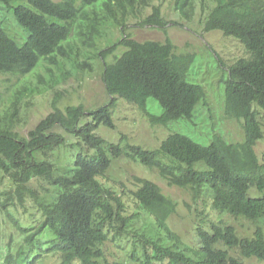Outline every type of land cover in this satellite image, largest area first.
Masks as SVG:
<instances>
[{
    "label": "trees",
    "instance_id": "obj_1",
    "mask_svg": "<svg viewBox=\"0 0 264 264\" xmlns=\"http://www.w3.org/2000/svg\"><path fill=\"white\" fill-rule=\"evenodd\" d=\"M166 2L182 21L192 23L200 15L205 33L220 32L245 47L247 56L229 66L225 90V113L241 123L243 142L215 135L203 145L174 133L155 149L130 143L124 149L98 135L101 126L115 128L118 99L135 104L155 127L193 121L206 100L204 87L188 79L195 54H177L169 37L139 42L130 32L133 26L168 27ZM2 13L28 36L20 45L9 19L0 20V73L26 77L45 64L35 87L43 94L74 73H93L101 62L111 101L95 110L83 103L61 108L68 91L56 89L51 113L24 137L18 131L24 124L22 91L15 95L6 120L0 118V214L18 227L23 243L14 248L12 237L8 243L0 238V264H40L50 255L59 264H103L109 242L129 247L139 264L264 262V154L257 153L264 139V0H0ZM116 31L120 38L100 47ZM151 99L161 115L150 111ZM67 136L76 139L72 145L80 152L73 168L60 173L49 157L68 145ZM122 156L157 172L168 186L189 191L195 202L211 198L221 218L197 229V249L172 230L179 204L158 184L135 177L129 188L107 180L113 160ZM44 183L55 195L39 190ZM29 203L40 216L33 227L23 221ZM143 215L153 221V230L141 227ZM226 217L247 220L253 229L240 233Z\"/></svg>",
    "mask_w": 264,
    "mask_h": 264
},
{
    "label": "rangeland",
    "instance_id": "obj_2",
    "mask_svg": "<svg viewBox=\"0 0 264 264\" xmlns=\"http://www.w3.org/2000/svg\"><path fill=\"white\" fill-rule=\"evenodd\" d=\"M163 12L169 25L166 28L160 27H131L130 32L139 42L158 41L165 42L167 37L171 38L176 46L177 54L192 53L197 56L196 62L190 69L189 81L193 84L202 85L206 91V100L200 103L195 111L193 121L181 120L173 122L167 127L152 126L142 111L132 103L123 99H118L116 108L113 110L115 128L110 129L101 126L97 131L98 135L109 142L121 143L126 149L127 143L141 145L146 149L158 148L162 142L171 134L181 133L196 142L208 145L215 135L223 136L229 143H240L245 140L243 127L237 120L227 117L225 113L226 102V81L229 78V66L243 57L247 56L245 47L236 39L225 37L220 32L205 33L202 18L197 16L192 23L182 21L174 11L170 2L163 6ZM9 16V17H8ZM9 19L10 33L15 36L20 45L27 40V33L19 26L13 18L2 13L0 20ZM121 32L116 31V37L110 41H104L100 47L105 48L110 42L120 38ZM111 60V59H109ZM103 64L95 62L93 73H74L65 83L55 89H42L43 94L36 91L37 74H45V64H41L32 74L21 77L0 73V118L6 120L10 112L15 95L22 91L19 97L20 117L22 123L18 131L22 136L27 137L35 126L51 113V101L55 91L67 90V97L60 103L61 108L67 105H78L83 103L88 110H95L110 103L111 99L106 91L102 80ZM56 75L60 76L59 71ZM24 87L28 90L24 91ZM35 88V89H34ZM34 90V91H33ZM150 111L155 115H161L163 109L159 103L151 99L149 101ZM264 124V116L262 117ZM1 123V122H0ZM57 132L63 133L62 129L56 128ZM124 137L127 139L124 140ZM68 145L55 150L50 159L60 173H68L73 168V160L80 152L78 147L73 148L76 139L67 136ZM73 144V145H72ZM257 153L262 158L264 154V139L257 146ZM135 177L147 178L158 184L163 193L178 202V212L171 218L170 226L184 241L192 248L199 246L197 229L206 227L211 220H219L221 217L213 210L211 198L205 197L198 202L193 201L189 191L178 187H170L155 171H151L141 164L131 161L127 156H122L113 160V164L107 174V180L111 184L119 185L124 183L131 188V183ZM37 185L41 192L51 191V196L55 195L56 189H52L47 183ZM43 194H41L42 196ZM253 196H259L257 191H252ZM50 196V197H51ZM131 203L133 200L128 198ZM27 217L23 221L35 226V221L39 220V215L34 213L31 203L27 205ZM33 213V214H32ZM131 213L133 211L131 210ZM33 217V218H31ZM232 222L240 233L253 229V225L247 220H234L226 217ZM142 228L153 230L155 225L147 215L140 218ZM0 238L4 243H8L13 238L14 248L23 243V237L16 225L4 220L0 214ZM264 225V224H263ZM49 237L43 241L46 242ZM105 261L103 264H139L131 257L129 247L124 244L109 242L105 246ZM40 264H59V259L55 256H48ZM246 264H264L257 259L246 260Z\"/></svg>",
    "mask_w": 264,
    "mask_h": 264
}]
</instances>
